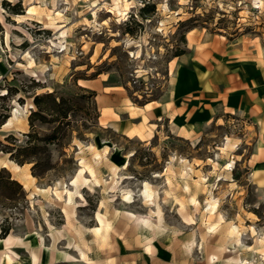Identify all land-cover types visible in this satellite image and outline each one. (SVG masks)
<instances>
[{"label":"rangeland","instance_id":"obj_1","mask_svg":"<svg viewBox=\"0 0 264 264\" xmlns=\"http://www.w3.org/2000/svg\"><path fill=\"white\" fill-rule=\"evenodd\" d=\"M113 1L0 0V117H23L0 126V140H25L36 94L69 107L47 147L50 170L33 176L30 162L15 172L0 152V169L21 185L19 199L0 197L9 227L0 264H264V192L248 180L252 140L239 117L222 114L184 137L166 123L152 137L145 124L125 136L106 120L121 97L133 106L166 98L168 62L186 52V32L264 39V12L250 10L254 25L237 15V0H129L116 15ZM28 60L31 68L15 67Z\"/></svg>","mask_w":264,"mask_h":264},{"label":"crops","instance_id":"obj_2","mask_svg":"<svg viewBox=\"0 0 264 264\" xmlns=\"http://www.w3.org/2000/svg\"><path fill=\"white\" fill-rule=\"evenodd\" d=\"M237 3H240L237 15L246 12L245 16L252 21L250 10L264 12V0H237ZM257 3L260 10H253L252 4ZM259 21H254V25H259ZM189 33L192 41L187 37ZM185 41L186 52L168 62L172 70L166 98L129 107L124 99L128 97H121L119 109L106 117L107 123L125 136L145 124L151 137L161 123H166L171 131L184 137L197 124H206L222 114L235 115L252 140L246 159L248 180L255 189L264 192V39L248 34L227 37L189 30ZM83 82L82 87L98 86V79ZM133 136L137 134L134 132Z\"/></svg>","mask_w":264,"mask_h":264},{"label":"trees","instance_id":"obj_3","mask_svg":"<svg viewBox=\"0 0 264 264\" xmlns=\"http://www.w3.org/2000/svg\"><path fill=\"white\" fill-rule=\"evenodd\" d=\"M183 52L175 54V57L182 55ZM5 95L17 94L18 90L6 88ZM95 95L93 91H90ZM4 97V96H0ZM18 101H21L18 98ZM68 99L57 97L53 92L36 94L32 98L33 106L28 117L29 131L24 133V141H19L12 135H7L4 140H0V152L8 154L11 161L17 165L33 162L31 171L33 176H40L42 173L50 170L51 162L48 155L47 147L56 143L59 140V129L61 121L68 116L69 107L67 106ZM149 101H145L143 105ZM8 115H1L0 126L7 120ZM37 124H52L54 125L52 132L44 135L38 134L35 130ZM21 194V185L14 179H11L9 172L0 169V197L2 199L12 201L19 199ZM0 237H5L9 232V227L1 225Z\"/></svg>","mask_w":264,"mask_h":264},{"label":"bare ground","instance_id":"obj_4","mask_svg":"<svg viewBox=\"0 0 264 264\" xmlns=\"http://www.w3.org/2000/svg\"><path fill=\"white\" fill-rule=\"evenodd\" d=\"M127 1L128 0H114L113 1V5L111 6L112 8L111 9H109L108 10V12H110L111 14L114 12L116 15H124L125 14V10H126V8H122V4H123V2H125V7H126V5H127ZM122 3V4H121ZM121 6V7H120ZM48 10V9H47ZM96 11V10H95ZM48 12H49V10H48ZM52 12V11H51ZM27 13H29V10L27 11ZM51 14V13H50ZM53 15V14H52ZM56 15V14H55ZM65 30V29H64ZM63 33H64V31H63ZM62 32H59V34L57 35V36H59V35H62L63 34ZM66 35V34H65ZM59 39V38H58ZM188 39H189V41H191V37L190 36H188ZM29 61V60H28ZM32 65H33V62L32 61H29V62H27L26 61V63H19V62H16V64H15V67L16 68H21V69H29V68H31L32 67ZM77 84L78 85H80V86H84L85 84H84V82H83V80H81V79H79L78 81H77ZM5 91H3V93H4ZM96 98V97H95ZM31 107H32V105H30ZM16 110V109H15ZM21 120V119H23V117L22 116H20L18 113H17V111H14L13 112V114H12V116L2 125V126H7V125H9L11 122H12V120ZM116 151H118L117 149H116ZM100 157H101V155L100 154H98V153H93V155H92V160L94 161V162H99V160H100ZM81 160V159H80ZM83 161V160H82ZM82 161H79V163L81 164L80 165V168H79V170H78V173L79 174H82L84 171H88L89 172V174H90V179H92L94 182H95V179L93 178V174H92V172H91V170H90V168L88 167V166H86V165H83L82 163ZM9 163H11V169L13 170V171H18L19 170V166L18 165H16L15 163H13V162H11V161H8ZM2 164H4V163H2ZM6 164V163H5ZM6 167V166H5ZM24 176L25 177H28V175L27 174H24ZM97 181V180H96ZM27 182H28V180H27ZM26 182V183H27ZM72 183H74V180H72L71 181ZM146 183V182H145ZM145 185H147V184H145ZM144 184H143V186H145ZM151 189H153V188H151ZM36 190H39L38 188H36ZM141 191H143L142 193L143 194H145V197L141 200V202H143V205L145 204H148L149 202H151L150 201V199H151V193H152V191L150 190V188H147V187H144V189L143 190H141ZM34 194V193H33ZM31 195V194H30ZM123 199L124 198H127V199H129V197L127 196V194L125 195V196H123L122 197ZM67 200H70V193L69 192H67ZM149 206V205H148ZM151 206V205H150ZM150 209V208H149ZM98 220H101V219H98ZM104 227V226H103ZM106 227V226H105ZM98 229V228H97ZM96 229V230H97ZM104 229V228H103ZM213 229V227L212 226H209L208 227V230H212ZM105 230V229H104ZM98 231V230H97ZM8 257V256H7ZM6 258V257H5Z\"/></svg>","mask_w":264,"mask_h":264}]
</instances>
